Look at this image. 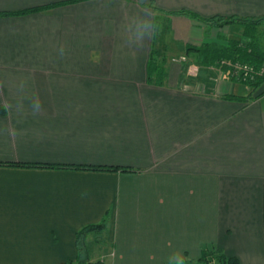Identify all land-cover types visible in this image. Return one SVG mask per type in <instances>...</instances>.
Instances as JSON below:
<instances>
[{
  "label": "crops",
  "instance_id": "1",
  "mask_svg": "<svg viewBox=\"0 0 264 264\" xmlns=\"http://www.w3.org/2000/svg\"><path fill=\"white\" fill-rule=\"evenodd\" d=\"M182 10L264 18V0H0V162L133 169L0 166V264L75 260L77 231L108 212L109 264L206 246L264 264V82L215 78L188 46L244 28ZM134 20L152 25L139 43Z\"/></svg>",
  "mask_w": 264,
  "mask_h": 264
},
{
  "label": "trees",
  "instance_id": "2",
  "mask_svg": "<svg viewBox=\"0 0 264 264\" xmlns=\"http://www.w3.org/2000/svg\"><path fill=\"white\" fill-rule=\"evenodd\" d=\"M52 5L39 7L38 9L48 8ZM180 14L188 15L198 21H201L207 25L225 26L239 24L244 28L243 38L241 40L228 39V42L216 43L210 42L200 46L189 45L188 50L195 51L201 58L200 64L211 68L218 66L222 60H228L231 62L246 63L254 67V78L247 82H241L249 86L253 91L257 90L264 82V75L257 73V68L264 65V33L261 28L264 27V18H239V17H222L214 16L211 18H202L200 15L194 12L180 11ZM156 51L152 50L149 63H148V78L150 82L155 84H163L166 77L162 64L158 61ZM191 65V64H190ZM226 67V65H224ZM212 69H210L211 71ZM213 76L218 77V72L212 70ZM235 97V96H231ZM0 166H15V167H34V168H69L80 170H96V171H133L130 167L123 166H92V165H60V164H43V163H24V162H0ZM110 219V212L97 223L89 224L76 233V246L78 255L75 260L68 259L62 264H104V259H97L93 256V250L89 244V237L93 235H103L108 231V224ZM203 264H211L212 262H218L219 264H240V261L236 257H231L225 254L222 250H206L202 251V255L199 260ZM176 264H186L185 261H181Z\"/></svg>",
  "mask_w": 264,
  "mask_h": 264
},
{
  "label": "built area",
  "instance_id": "3",
  "mask_svg": "<svg viewBox=\"0 0 264 264\" xmlns=\"http://www.w3.org/2000/svg\"><path fill=\"white\" fill-rule=\"evenodd\" d=\"M183 60H185V58H183ZM224 65H226V67H224ZM210 69L217 71L221 79L247 82L254 78V67L246 63L222 60L218 66L211 67ZM189 72L196 76L199 74L200 68L197 65H190ZM257 73L264 75V65L257 68Z\"/></svg>",
  "mask_w": 264,
  "mask_h": 264
},
{
  "label": "rangeland",
  "instance_id": "4",
  "mask_svg": "<svg viewBox=\"0 0 264 264\" xmlns=\"http://www.w3.org/2000/svg\"><path fill=\"white\" fill-rule=\"evenodd\" d=\"M239 25V24H238ZM241 26V25H240ZM261 31L264 33V27L261 28ZM244 33V29L242 30V34ZM264 42V41H263ZM183 60V59H182ZM186 60V58H185ZM200 73V72H199ZM189 75V74H188ZM198 76V75H196ZM89 244L93 250V256L95 257V260L97 259H104L105 263L106 264H109V260H110V257L109 255H111V243L109 241V238L107 237L106 233L103 234V235H91L89 237ZM206 249V250H216L218 248H215V247H209V246H206L205 248H203V250ZM202 255V253H201ZM200 255V257H201ZM200 257L198 259H195V260H192V261H185L186 264H203L201 263L199 260H200ZM211 264H219L217 261L216 262H212Z\"/></svg>",
  "mask_w": 264,
  "mask_h": 264
},
{
  "label": "clouds",
  "instance_id": "5",
  "mask_svg": "<svg viewBox=\"0 0 264 264\" xmlns=\"http://www.w3.org/2000/svg\"><path fill=\"white\" fill-rule=\"evenodd\" d=\"M151 28L152 25L150 23H144L142 20H134L129 38L139 43L151 35Z\"/></svg>",
  "mask_w": 264,
  "mask_h": 264
}]
</instances>
